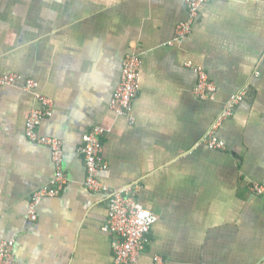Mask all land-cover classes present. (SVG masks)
I'll list each match as a JSON object with an SVG mask.
<instances>
[{"label": "crops", "instance_id": "0c3cea01", "mask_svg": "<svg viewBox=\"0 0 264 264\" xmlns=\"http://www.w3.org/2000/svg\"><path fill=\"white\" fill-rule=\"evenodd\" d=\"M189 16L187 0H0V75L20 77L0 85V243L16 240L20 264H112L103 225L119 189L158 216L128 264H264V196L250 190L264 184V0L206 1L178 39ZM130 53L139 88L120 115L111 102ZM197 66L212 99L196 93ZM242 92L215 132L226 148H211L204 136ZM37 93L53 101L39 133L62 141L68 181L32 220L33 194L56 174L26 133ZM98 125L107 192L86 187L79 150Z\"/></svg>", "mask_w": 264, "mask_h": 264}, {"label": "built area", "instance_id": "2783aa9c", "mask_svg": "<svg viewBox=\"0 0 264 264\" xmlns=\"http://www.w3.org/2000/svg\"><path fill=\"white\" fill-rule=\"evenodd\" d=\"M209 0H187L190 16L189 20L182 22L177 27V38L180 39L189 33L193 20L198 15L202 3ZM141 58L136 53H130L124 60L121 82L116 88L111 107L120 114L130 112L132 101L137 95L138 72ZM196 71L199 76L196 86V93L204 99L214 98L216 87L210 81L206 70L202 66H197ZM20 79L16 74L0 75V85H14ZM37 83L31 79L25 82L24 89L31 91ZM244 92L231 97L218 119L206 133L203 141L211 148L225 149V143L215 134L221 122L233 114V110L242 100ZM37 100L41 107L34 108L26 123V133L30 140L47 145L52 152L53 161L56 167L54 179L47 185L37 190L29 204V215L32 220L37 219V207L41 200L46 197L57 196L68 181L67 172L64 167V149L62 141L57 137L42 136L39 133V126L43 119L52 114L53 101L44 94L37 93ZM108 129L102 126H95L83 137L80 146V153L84 158L87 170L85 185L88 189L95 192H107L108 187L99 178L102 169L107 168V163L103 157V137ZM250 190L255 195L264 196V184L252 182ZM158 216L151 209L144 207L128 189H119L111 194L108 200V215L103 230L112 235V246L114 261L112 264H128L135 261L150 243V232ZM14 238L0 243V264H20L15 255ZM155 261L162 263L161 257L156 256Z\"/></svg>", "mask_w": 264, "mask_h": 264}]
</instances>
